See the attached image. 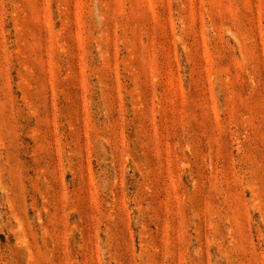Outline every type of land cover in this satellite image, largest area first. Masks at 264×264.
<instances>
[{"label": "rangeland", "instance_id": "obj_1", "mask_svg": "<svg viewBox=\"0 0 264 264\" xmlns=\"http://www.w3.org/2000/svg\"><path fill=\"white\" fill-rule=\"evenodd\" d=\"M0 264H264V0H0Z\"/></svg>", "mask_w": 264, "mask_h": 264}]
</instances>
